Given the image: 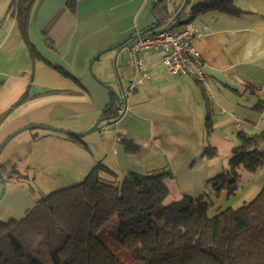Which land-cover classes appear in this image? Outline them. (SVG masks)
Here are the masks:
<instances>
[{
  "label": "crops",
  "instance_id": "0c3cea01",
  "mask_svg": "<svg viewBox=\"0 0 264 264\" xmlns=\"http://www.w3.org/2000/svg\"><path fill=\"white\" fill-rule=\"evenodd\" d=\"M13 1L0 0V115L24 94L29 96L1 124L0 148L19 130L40 126L42 130L33 134L32 149L21 160L37 171L71 170L81 182L99 162L108 160L107 154L91 156L74 139L76 135L56 129L86 132L103 118L115 95L104 85L109 75L92 76L90 63L102 49L119 45L152 26L155 22L149 25L147 12L152 6L155 16L156 1L78 0L72 10L68 0H37L29 40L16 21ZM202 2L210 0H199L196 5ZM170 3L166 0L169 11L175 12L179 6L171 9ZM233 4L241 10L239 14L215 8L194 13L191 8L193 21L198 26L208 25L194 42L204 62L203 83L170 73L160 52L144 53L139 71L130 63V45L118 56L125 66L122 73L129 75L123 83L124 92L117 90L123 102L118 115L125 105L127 108L116 122H101V135L112 142L111 125L130 118L133 123L127 137L141 147L140 165L135 166L146 172L170 167L173 176L165 183L172 201L184 194L199 196L207 182L224 171L237 146V120H242L240 131L256 132V125L240 114L264 120V0H233ZM123 54L128 57L124 59ZM130 84L135 87L125 95ZM14 137L0 153L4 170L21 155L23 138L1 158ZM204 151L210 157L204 156ZM74 181L69 179V183ZM21 195L34 204L27 192ZM210 196L220 194L210 192ZM15 209L8 215L11 219L25 214Z\"/></svg>",
  "mask_w": 264,
  "mask_h": 264
},
{
  "label": "trees",
  "instance_id": "16d2710c",
  "mask_svg": "<svg viewBox=\"0 0 264 264\" xmlns=\"http://www.w3.org/2000/svg\"><path fill=\"white\" fill-rule=\"evenodd\" d=\"M36 1L12 4L27 40ZM77 1L67 4L74 10ZM208 8L241 12L233 0L202 2L192 12ZM177 10L171 13L166 0L157 5L155 15L161 26ZM28 96L24 94L0 115V126ZM115 104L112 96L103 112L105 121L118 117ZM207 126L211 131L210 123ZM237 135L238 145L226 168L207 182L203 193L184 194L169 204L165 179L173 176L171 170L129 171L122 181H110L105 176L116 173L98 164L83 181L44 195L20 218L0 220V264H127L99 236L114 216L120 247L136 264H264V187L250 202L209 215L210 192L232 195L243 170L256 172L264 166V135L242 131ZM122 140L130 153H139L138 144ZM0 171L4 172L1 165Z\"/></svg>",
  "mask_w": 264,
  "mask_h": 264
},
{
  "label": "rangeland",
  "instance_id": "374dc122",
  "mask_svg": "<svg viewBox=\"0 0 264 264\" xmlns=\"http://www.w3.org/2000/svg\"><path fill=\"white\" fill-rule=\"evenodd\" d=\"M198 1L199 0H190L187 5V9L191 10V8L194 7ZM167 2L169 3L171 2L170 3L171 9L176 10L177 7L181 5L183 0H167ZM151 9L152 6L148 9L147 12V15L150 17L148 22L149 25L155 22V16L153 15ZM142 23H145V21L143 20ZM143 25L144 24H142L141 27H145ZM101 51H99L92 59L90 63L91 72L89 67V73L96 78L98 77L97 75L101 76L103 74H108L109 77H106L108 79L106 85L110 86L116 91L118 90L121 92L120 81L114 65V57H115V53H113L114 50H108L99 56V53ZM123 56L124 59L128 57L127 54H123ZM117 65H118L117 67L118 74L121 79V82L122 83L127 82L128 80L127 77L129 75L125 76V74L122 73V68H124L125 66L120 58L118 59ZM127 71H131L130 68ZM240 116L253 122L256 125L257 127L256 132L253 133L250 132L249 134L264 135V120H260V118H248V116H244L241 114ZM237 117L239 116L237 115ZM237 117L236 119L240 118ZM206 119L207 118H205L204 123ZM239 120L240 122L242 121L241 118ZM131 123H133L131 119L125 117V118H121L119 122L111 125L110 131L113 132L114 135V140H112V142L107 141L106 137L101 135L104 133H102L100 129L84 134L82 136H76L77 143L81 144L82 148H84L88 153H90L91 156L99 157L101 155L107 154L108 160L99 162V164L105 165L106 167L110 168L112 171L116 173L115 175L107 174L105 176L110 181H122L125 177V174L128 173L129 171H137V172L142 171V173H148L146 172V170H142L141 168L135 166V165H140L139 161L137 160L139 158L138 155H140L141 147L139 146L140 151L138 154L130 153L127 149L126 144L122 140L123 137L129 139L127 135L131 131ZM244 123L247 122L244 121ZM41 130L42 129L38 127H34L23 131L19 135L15 136L12 139L13 141L9 145V147H7L3 151V155L1 158H4V156H6V154L10 152L13 145L20 141V138H23L20 144L21 155L19 156V159H17L12 165L7 166V168L9 169H5L3 172L4 179L7 183V189L4 197L0 199L1 221H9L11 219V216L8 215L10 214V211H12V208L13 209L17 208V210L16 209L15 210L18 211V213L21 215L25 213L26 209L28 211V209L33 208L36 202L40 200L44 195H48L52 191L64 187H68L70 185H74L80 182V179L77 178L75 176V173L72 172L71 170L57 168V170H53L50 172L46 170L37 171L33 168H28L26 162L25 161L23 162L21 160L26 158L30 150L32 149L33 134L35 132H40ZM238 131H240V129H235V132H237V134ZM120 134L123 135V137L120 136ZM237 134H235V138L237 140V145H238ZM196 137H198V135H196ZM133 143L136 144L135 142ZM206 146H209V143ZM118 152L119 154L117 155ZM116 155H117V159L114 160V157ZM200 155L198 157H200ZM204 156L210 157L207 154H205V151H204ZM176 158L177 155L173 154V159ZM180 158H182V156H180ZM0 165H2L1 161H0ZM166 170H170V167L166 168ZM36 176H37V180H34V177ZM70 178H74L75 181L73 183H69ZM11 185L15 187L13 188ZM17 186H22V187H17ZM263 187H264V166L256 172L243 170L239 178L238 189L234 194L228 195L227 192H222V194H220L219 197L210 198L213 204L209 209V215L214 216L217 213H219L220 210L225 209L227 207L231 206L233 208H238L243 204L250 202L252 199L256 197V195L262 190ZM205 188L203 189V191L205 190ZM2 190H3V183L0 176V194ZM13 190H15L14 192L15 194L11 195ZM22 192H27L31 196L34 204L26 201L25 198L21 195ZM171 201H172V196H168V198L165 200V203L169 204ZM19 208L22 209L24 212L21 211ZM3 214H6L7 216H5V218H2ZM118 234H119L118 217L114 216L104 225L99 236L127 264H136V261L133 260V258H131L128 254H125L123 252L122 248L120 247Z\"/></svg>",
  "mask_w": 264,
  "mask_h": 264
},
{
  "label": "built area",
  "instance_id": "2783aa9c",
  "mask_svg": "<svg viewBox=\"0 0 264 264\" xmlns=\"http://www.w3.org/2000/svg\"><path fill=\"white\" fill-rule=\"evenodd\" d=\"M161 28L155 34L139 36L130 44V63L135 70L142 69L144 53L160 52L170 73L188 75L201 83L205 82L204 62L194 42L208 30V25L198 26L193 21L192 12L185 10L178 17L169 18L167 24ZM134 87V84L126 86L125 95ZM240 125L241 122L237 120L235 129H239Z\"/></svg>",
  "mask_w": 264,
  "mask_h": 264
},
{
  "label": "water",
  "instance_id": "95a60500",
  "mask_svg": "<svg viewBox=\"0 0 264 264\" xmlns=\"http://www.w3.org/2000/svg\"><path fill=\"white\" fill-rule=\"evenodd\" d=\"M164 0H156L154 6H153V9L155 8L156 5H159L160 3H162ZM190 0H184L181 4V6L179 7V9L177 10V12L174 14L175 17H178L183 11L185 10H188L187 9V5L189 3ZM193 8V7H192ZM191 11V10H190ZM161 21L160 19L155 15V23L150 26L149 28H146L144 29L143 31H141L140 33L138 34H135L132 38L126 40V41H123L121 42V44L119 45H116V46H113L111 48H106L104 50H102L100 53H99V56L103 53H105L106 51L108 50H116V54H115V57H114V65H115V68H116V71H117V75H118V78H119V81H120V86H121V91H123V83L121 82V79L119 77V74H118V68H117V60H118V56L120 54V52L127 48L136 38H138L139 36H143V35H150V34H155L157 32H159L161 30ZM109 90H111V92L115 95V98H116V104H115V108H114V113L116 114L117 111L122 108V99L120 97V94L114 90L113 88H111L110 86L104 84ZM126 102V101H125ZM126 108H127V105H125L123 111L121 114L118 115V117L116 119H113L112 121L109 122V124L113 123V122H116L120 117H122L126 111ZM105 118H102L100 120H98L89 130H87L86 132H71V131H65V130H60V129H56V128H52V127H48V126H44L46 128H51V129H56L58 131H61V132H65V133H68V134H72V135H76V136H82L84 134H87V133H90V132H93L95 130H98L100 129L101 127V122L104 121ZM33 127H40V126H37V125H30L22 130H25V129H30V128H33ZM22 130H19L18 132L12 134L7 140L6 142H4L3 146L0 148V153L1 151L3 150L4 146L7 144V142L9 141L10 138L14 137L16 134H18L20 131ZM0 176H1V179H2V183H3V190L0 194V199H2V197L4 196L5 192H6V189H7V183L4 179V176H3V173L0 171Z\"/></svg>",
  "mask_w": 264,
  "mask_h": 264
}]
</instances>
